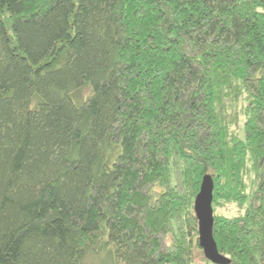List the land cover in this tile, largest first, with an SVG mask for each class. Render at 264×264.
I'll list each match as a JSON object with an SVG mask.
<instances>
[{
  "label": "trees",
  "instance_id": "1",
  "mask_svg": "<svg viewBox=\"0 0 264 264\" xmlns=\"http://www.w3.org/2000/svg\"><path fill=\"white\" fill-rule=\"evenodd\" d=\"M204 175L264 264V0H0V264H194Z\"/></svg>",
  "mask_w": 264,
  "mask_h": 264
},
{
  "label": "water",
  "instance_id": "2",
  "mask_svg": "<svg viewBox=\"0 0 264 264\" xmlns=\"http://www.w3.org/2000/svg\"><path fill=\"white\" fill-rule=\"evenodd\" d=\"M213 180L204 175L194 200V213L198 222V240L204 256L214 264H227L229 259L220 254L213 238Z\"/></svg>",
  "mask_w": 264,
  "mask_h": 264
},
{
  "label": "rangeland",
  "instance_id": "3",
  "mask_svg": "<svg viewBox=\"0 0 264 264\" xmlns=\"http://www.w3.org/2000/svg\"><path fill=\"white\" fill-rule=\"evenodd\" d=\"M228 207H230V206H228ZM228 207H226V208H225V206L218 207L216 209V212H218V214H222V215L226 214V215H228L229 214ZM202 255H203L202 251H198L197 252V255L195 256V259H194L195 260L194 264H204V262L201 263V260H200Z\"/></svg>",
  "mask_w": 264,
  "mask_h": 264
}]
</instances>
